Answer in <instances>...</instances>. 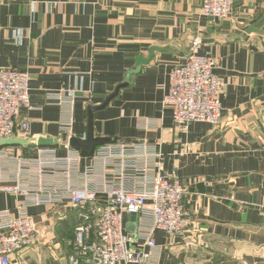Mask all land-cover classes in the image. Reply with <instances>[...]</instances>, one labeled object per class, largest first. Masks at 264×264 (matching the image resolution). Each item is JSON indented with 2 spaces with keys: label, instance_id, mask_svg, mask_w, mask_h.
<instances>
[{
  "label": "crops",
  "instance_id": "obj_1",
  "mask_svg": "<svg viewBox=\"0 0 264 264\" xmlns=\"http://www.w3.org/2000/svg\"><path fill=\"white\" fill-rule=\"evenodd\" d=\"M201 7V0H0V69L31 77L30 105L21 108L17 127L29 122L31 137L24 138L63 144L0 147L8 180L29 190L0 192V233L22 202L38 230L37 243L12 264H70L81 217L63 195L40 194L50 199L35 204L38 189L61 190L68 182L101 193L144 189L160 170L185 187L191 222L172 237L153 229L157 246L148 264H264V0H242L226 19L204 17ZM196 39L223 79V116L184 130L163 101L171 70L186 62ZM151 54L94 114L95 135L112 140L90 155L70 147V137L86 135L87 106L102 104ZM75 151L82 157L74 167L42 172L31 164ZM132 222L137 237L152 230L150 219L126 213L125 228Z\"/></svg>",
  "mask_w": 264,
  "mask_h": 264
},
{
  "label": "built area",
  "instance_id": "obj_2",
  "mask_svg": "<svg viewBox=\"0 0 264 264\" xmlns=\"http://www.w3.org/2000/svg\"><path fill=\"white\" fill-rule=\"evenodd\" d=\"M201 1V15L214 19L231 17L235 6L242 2ZM198 45L196 39L186 62L171 70L170 88L163 101L164 106L171 109L177 126L184 130L195 121L216 125L223 116L220 103L223 79L214 72L215 60L208 54H200ZM30 79L28 71L0 69V139L31 137L30 123L24 122L17 127L15 120L21 108L30 105ZM71 96L73 98L75 95ZM71 124L72 121L68 126ZM81 157L82 154L75 151L63 159L33 160L31 164L39 166L44 172L60 165L64 167L65 164L74 167ZM22 171L19 162L17 174ZM171 178L160 170L154 175L152 185L147 188L111 187L102 193L68 182L61 190H55L54 186L38 189L32 201L38 204L50 199L41 198L40 194L44 193L48 196L63 195L69 205L78 211L81 222L74 231V250L69 256L70 264H148L150 249L157 246L153 229H162L171 237L189 231L191 221L184 203L185 187L176 177ZM0 192L28 195L29 190L18 182L9 181L0 166ZM26 207L27 203L22 202L16 216L4 215L7 217L1 225L0 264H12V257L38 241L37 227ZM126 213H135L140 219H150L152 230L139 237L127 232Z\"/></svg>",
  "mask_w": 264,
  "mask_h": 264
},
{
  "label": "water",
  "instance_id": "obj_3",
  "mask_svg": "<svg viewBox=\"0 0 264 264\" xmlns=\"http://www.w3.org/2000/svg\"><path fill=\"white\" fill-rule=\"evenodd\" d=\"M264 19V16L260 19L261 21ZM260 21V22H261ZM260 22L256 23L248 31H258L256 28L259 26ZM155 48L152 49L154 51ZM153 58V55L151 54L148 59L139 58L137 61L138 66L132 70H130L126 75V81L117 85L114 91L109 94L104 102L100 105H88L87 106V132L85 137H75L72 136L68 140V144L70 147L75 149H80L86 154H92L94 149L97 146L106 144L110 142L112 139L110 137H103V136H97L95 135L94 131V114L96 111L102 110L106 108L110 102L115 99L119 93L120 90L124 87H127L129 85V82L131 80V77L133 74L138 73L143 64L149 63ZM36 144L37 146H54V145H61L62 139L61 138H52V137H39L37 140H32L29 138H24L20 136H12V137H6L0 139V147L5 146H29ZM133 217L136 215L135 213H132Z\"/></svg>",
  "mask_w": 264,
  "mask_h": 264
},
{
  "label": "rangeland",
  "instance_id": "obj_4",
  "mask_svg": "<svg viewBox=\"0 0 264 264\" xmlns=\"http://www.w3.org/2000/svg\"><path fill=\"white\" fill-rule=\"evenodd\" d=\"M130 224H131V226L130 227L128 226V228L126 229V231L129 232V233L130 232L133 233V230L135 229L136 224L134 222H132Z\"/></svg>",
  "mask_w": 264,
  "mask_h": 264
}]
</instances>
